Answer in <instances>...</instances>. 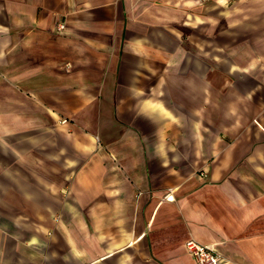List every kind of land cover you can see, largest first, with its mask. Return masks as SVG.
Instances as JSON below:
<instances>
[{"label":"crops","instance_id":"crops-1","mask_svg":"<svg viewBox=\"0 0 264 264\" xmlns=\"http://www.w3.org/2000/svg\"><path fill=\"white\" fill-rule=\"evenodd\" d=\"M246 3L0 0V264H264Z\"/></svg>","mask_w":264,"mask_h":264},{"label":"built area","instance_id":"built-area-1","mask_svg":"<svg viewBox=\"0 0 264 264\" xmlns=\"http://www.w3.org/2000/svg\"><path fill=\"white\" fill-rule=\"evenodd\" d=\"M63 29H65V25L61 24L60 30ZM186 246L197 264H219L223 259L217 250L194 239L189 240Z\"/></svg>","mask_w":264,"mask_h":264},{"label":"rangeland","instance_id":"rangeland-1","mask_svg":"<svg viewBox=\"0 0 264 264\" xmlns=\"http://www.w3.org/2000/svg\"><path fill=\"white\" fill-rule=\"evenodd\" d=\"M247 4L246 3V0H236V18L237 16H248L247 14L249 15H252V19L249 21H251V23H246L245 25H241L240 26V29L241 30H249L251 29L250 28V24H255L256 25V18H258L260 16V8L259 7H247ZM246 14V15H245Z\"/></svg>","mask_w":264,"mask_h":264}]
</instances>
